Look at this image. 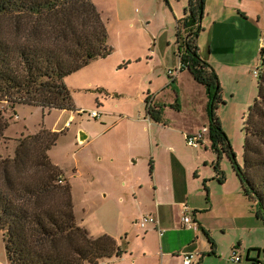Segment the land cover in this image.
I'll list each match as a JSON object with an SVG mask.
<instances>
[{
	"label": "trees",
	"instance_id": "1",
	"mask_svg": "<svg viewBox=\"0 0 264 264\" xmlns=\"http://www.w3.org/2000/svg\"><path fill=\"white\" fill-rule=\"evenodd\" d=\"M205 2L188 0L185 17L178 22L182 71L187 70L212 99L216 180L226 182L221 168L226 157L252 212L264 223V51L258 96L243 128L242 168L218 116L226 104L219 77L199 54ZM113 53L108 28L93 0H0V104L8 109L24 105L75 111L66 78ZM147 104L150 119L165 123L162 108L149 100ZM9 126L0 109V140L9 141L4 135ZM63 133L41 128L35 135L16 139L12 157L0 155V233L9 264H100L127 254L113 237L94 238L78 223L71 183L66 179L60 183L64 173L49 154ZM208 238L213 247L209 255H215L216 244ZM201 261L202 257L196 264Z\"/></svg>",
	"mask_w": 264,
	"mask_h": 264
},
{
	"label": "crops",
	"instance_id": "2",
	"mask_svg": "<svg viewBox=\"0 0 264 264\" xmlns=\"http://www.w3.org/2000/svg\"><path fill=\"white\" fill-rule=\"evenodd\" d=\"M216 1L220 4L219 15L214 14L212 5L208 7L209 0L205 2L202 21L204 30L198 40L199 54L202 60L213 67L219 77L226 102L219 109L220 116L224 115V108L232 104L241 109L244 126L252 101L257 98L258 79L256 78L257 81L254 79V72L261 67L257 68L261 60V40L264 37V0ZM157 2L163 10L167 30L162 36L153 33L157 39L154 49L150 50V44L145 45L142 41L140 45L122 51L119 56L114 54L111 63L114 74L129 71L131 82L141 79L144 109L141 110L138 106L137 110L126 112L123 106L125 94L118 89H115L116 94L108 96L113 101L108 110L105 109L107 104L100 101L99 95L96 93L93 95L98 103V110L93 111H98L101 117L89 118L101 122L97 125L103 129L105 140L110 138L108 133L125 122L144 125V131L151 132L150 140L143 138L142 143H134L135 141L112 143L111 140L109 143H101L99 165L96 169L111 181L118 210L133 219L134 225L138 228L136 227L132 236L128 234L125 238L120 231L103 234L116 239L118 244L126 249L127 254L121 259L114 257L103 260L100 264H184L185 253L195 254L196 262L202 257L200 264H236L231 261L234 251L242 258V262L238 264H243L245 259L252 264H264L259 247L264 245V242H261L264 236V223L252 212L251 204L244 196L235 172L232 174L236 179L226 175V182L221 184L216 180L213 168L217 160L215 153V159L207 157L199 147L192 149L188 144L185 146L187 152L182 153L174 143H157L153 139L152 131L166 123H156L150 119L147 101H150V105L161 107L162 112L172 104L161 98L169 82L162 86L163 88H155L156 90H151L149 86L157 80L166 78L157 73L158 69L165 67L167 77L170 78L169 71H175L181 65L180 58L176 55L177 26L185 17L188 6V0ZM145 17L150 23V18ZM106 59L94 61L91 65H99ZM113 80L116 85L122 83L118 75L114 76ZM171 80L170 85L175 87L176 85L179 87L182 81L186 80L190 84L188 86L193 96H197L203 102L202 111L206 112V115L210 114L212 99L208 91L199 85L187 70L179 72ZM65 82L68 87L73 85L69 80ZM99 84L93 82L92 87L95 85L99 87ZM106 91L113 90L108 88ZM182 91L184 92L183 89ZM183 92L178 93L179 99ZM99 109L105 111L100 112ZM73 118L74 116L69 117L66 127ZM80 134L86 136L84 141L80 140L82 143L92 137L87 130ZM94 136L96 138L98 134ZM131 139L136 140L134 137ZM203 145L207 152V143ZM143 169L146 174L139 177V172ZM64 178L67 179L66 176ZM185 205L190 208L198 224L197 230L183 226ZM144 216L156 217L159 228L156 225L142 228L138 221ZM81 227L86 229L82 225ZM159 229L164 230L163 236L160 235ZM208 236L216 244L215 255H209L213 247ZM247 242L251 243L253 247L251 250H260L257 256L251 253L252 251H247L249 249ZM0 250V264H9L1 233Z\"/></svg>",
	"mask_w": 264,
	"mask_h": 264
},
{
	"label": "rangeland",
	"instance_id": "3",
	"mask_svg": "<svg viewBox=\"0 0 264 264\" xmlns=\"http://www.w3.org/2000/svg\"><path fill=\"white\" fill-rule=\"evenodd\" d=\"M157 1L93 0L108 28L109 45L113 47L114 53L106 60H103L101 64L95 66L89 65L87 68L66 79L73 84L69 88L72 91L75 104L76 110L74 112L69 113L59 110L48 111L42 108L24 105L16 106L12 110L8 109L4 104H0V109L4 110V115L10 122V126L4 134L9 141L0 140V155L3 157L13 156L14 150L12 146L16 139L22 138L23 136L35 135L41 128L53 132H64L60 136L57 145L52 148L49 154L52 161L60 167L65 174L64 176L71 183L74 213L79 224L84 226L93 237L120 231L125 238L128 234L132 236L138 228L134 225L133 219L118 210L117 201L113 196L111 181L105 175L100 174L96 167L99 165L101 143H109L110 140L112 143H121V141L142 143L143 138L148 141L150 140L151 132L148 130L146 133L144 131V125H133L125 122L119 125L114 131L108 133L107 135H110V138H107L109 140H105L106 136H103V129L97 125V123L101 124V122L90 119L89 114L93 110H98L97 98L93 96L95 93L99 95L100 101L107 104L105 109L108 110V107L113 102L108 96L110 94H116L117 91L115 89L125 94L123 106L126 112L132 109L137 110L138 106L139 109H144L141 97L143 92L141 79L139 78L137 81L131 82L129 79V71H120L114 74L111 63L114 59V54L119 56L122 54V51L124 52L133 46L140 45L142 41L145 45L150 44V50L154 49L157 43L154 34H160L162 36L165 30H167V23H164L163 10L159 7ZM209 4L208 7L213 6L214 14L219 15L220 4H217L216 0H209ZM145 16L150 18V23L146 21ZM176 52L178 57L177 48ZM261 65L262 62L259 60L257 68ZM165 71V67L158 69L157 73L162 74L166 78L157 80L152 86H149L151 90H156L163 88L162 86H165L169 82L168 88H166L161 98H165L166 102L172 104L163 111V118L166 125L164 124L165 126L162 125L161 128L152 131L153 139L157 143H174L180 152L186 153L187 149L185 146H188L189 139H197L198 136L202 135L203 139L199 143H207L208 151L206 152L204 145L201 146L202 148L199 147L200 150H203L207 157L215 159L213 152L214 142L211 139L210 132V114L206 115V112L202 111L203 102L197 96H193L190 86H188L190 84L186 80L182 81L179 87L178 85L176 87L171 86L170 81L172 80L167 77ZM113 75L121 77L122 83L116 85V82L113 80ZM186 77L188 80V76ZM254 79L257 81L256 78ZM93 82L100 83V86L96 87L95 85L92 87ZM104 86H107V89ZM108 88L113 91H106ZM181 92L183 94H181L182 97L179 99ZM254 102L255 100L252 101V106ZM101 111L105 110L101 109ZM224 111L225 113L222 117L220 116V110L218 111L223 131L237 155L239 164L244 168L243 147L245 145L246 135L243 131V113L239 107L232 106V104H228L224 108ZM136 113L137 111L134 112V115ZM70 116H74V118L71 119L69 126L66 127L65 124ZM85 130L89 131L92 137L82 143L80 141V132L85 133ZM95 134H98L96 138L94 136ZM131 137L136 138V140H132ZM5 143H8V145ZM192 149L194 148L192 147ZM221 167L226 175L236 179L232 174V165L227 158L221 161ZM145 174L146 171L143 169V171L141 170L139 172V177H144ZM138 231L142 232L140 229ZM261 240V242H264V236H262ZM250 244L247 242V246H249L247 251L253 248ZM259 247L264 257V245H259ZM251 253L257 256L258 251H252ZM243 264L252 263L245 259Z\"/></svg>",
	"mask_w": 264,
	"mask_h": 264
},
{
	"label": "built area",
	"instance_id": "4",
	"mask_svg": "<svg viewBox=\"0 0 264 264\" xmlns=\"http://www.w3.org/2000/svg\"><path fill=\"white\" fill-rule=\"evenodd\" d=\"M261 42H262V50L264 51V37L262 38ZM180 64H181V59H180ZM181 71H182V64L180 65V67L177 70H175V71H169L170 78L173 79ZM259 74H260V71L258 69V70H256L254 72L255 78L258 79ZM89 116L91 118H93V119H99L101 117V114L98 111H92L89 114ZM202 139H203V136L202 135L198 136L197 139L190 138L188 145L191 146V147H195V148L201 147L203 143H199V142H200V140L202 141ZM60 183L61 184L64 183V178H61L60 179ZM138 223H139V225L142 228H147L149 225H156L159 228V221L154 216H144V217H142L138 221ZM182 223H183V226L185 228H187V229H192V230H197L198 229V224L195 221V219L193 218L192 212H191L190 208L187 205H185L184 206V209H183ZM158 231H159V233H160L161 236L164 235V230L163 229H159ZM195 256L196 255L195 254H192V253H185L184 254V257H183L184 258V264H196L197 262L195 260ZM231 261L233 263H236V264L242 262V258L238 254L237 251H234L233 252V254L231 256Z\"/></svg>",
	"mask_w": 264,
	"mask_h": 264
},
{
	"label": "water",
	"instance_id": "5",
	"mask_svg": "<svg viewBox=\"0 0 264 264\" xmlns=\"http://www.w3.org/2000/svg\"><path fill=\"white\" fill-rule=\"evenodd\" d=\"M202 21H203V18H202ZM86 139V136L84 135V134H81V136H80V140L81 141H84Z\"/></svg>",
	"mask_w": 264,
	"mask_h": 264
}]
</instances>
